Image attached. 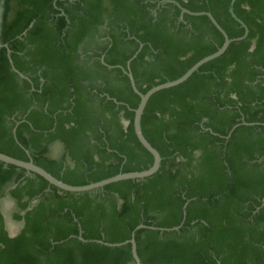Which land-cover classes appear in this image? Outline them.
Masks as SVG:
<instances>
[{
    "label": "trees",
    "instance_id": "obj_1",
    "mask_svg": "<svg viewBox=\"0 0 264 264\" xmlns=\"http://www.w3.org/2000/svg\"><path fill=\"white\" fill-rule=\"evenodd\" d=\"M174 1L237 38L232 7L248 34L149 98L141 128L161 155L153 175L71 193L0 162V201L11 197L24 221L10 237L0 210V264H134L129 243L96 241L125 242L140 224L179 226L135 231L143 264H264V0ZM0 8V152L76 186L153 163L134 132L140 98L127 71L145 93L224 42L207 16L163 0Z\"/></svg>",
    "mask_w": 264,
    "mask_h": 264
},
{
    "label": "water",
    "instance_id": "obj_2",
    "mask_svg": "<svg viewBox=\"0 0 264 264\" xmlns=\"http://www.w3.org/2000/svg\"><path fill=\"white\" fill-rule=\"evenodd\" d=\"M163 2H170L173 4H176L180 9H181V14L183 13H187L189 15H193V16H201V15H205L207 16L210 21L214 24V26L221 32V34L224 37V42L221 45V47L215 51L214 53L207 55L205 57H203L202 59H200L199 61H197L195 64H193L183 75H181L179 78L175 79V80H171V81H166L164 83L155 85L153 87H151L149 90H147L145 93H141L134 82L133 76L131 72L127 71V75L130 79V83L132 86L133 91L139 96L140 100L138 103V106L133 110L134 111V118H133V128H134V132L135 135L138 139V141L141 143V145L152 155L153 157V163L152 165L146 169V170H142V171H134V172H125V173H118L112 177L97 181V182H93L87 185H80V186H76V185H70L67 184L59 179H57L56 177H54L53 175H51L49 172H47L45 169L41 168L40 166L36 165L32 160H28V161H24L18 158H14L12 156H9L5 153H1L0 152V162H3L4 164H10V165H14L18 168H22L26 171L27 174L29 173H33V174H37L39 176H41L42 178H44L46 181H48L49 184L54 185L55 187L67 191V192H71V193H84V192H92V191H96L97 189H100L102 187H104L105 185H108L110 183H114V182H118V181H122V180H127V179H144L146 177H149L151 175H153L160 167L161 164V155L160 153L157 151V149H155L145 138V136L143 135L142 132V128H141V117L144 111V108L149 100V98L156 92L166 89V88H170L173 86H176L182 82H184L188 77H190L192 75L193 72H195L196 70H198V68L203 65L204 63L220 56L221 54L224 53V51L227 49V47L229 46V44L232 41H236V40H241L243 38H245L248 34V28L246 26V24L241 21L233 12L232 7H230V12L232 17L239 22V24L241 25V27L244 28V33L242 36L237 37V38H229L227 33L224 31V29L218 24V22L215 20V18L212 16V14L210 12H206V11H200V12H192L189 11L186 8H183L182 6H180V4L174 0H163ZM234 0L231 1V3H233ZM0 13H1V8H0ZM141 48V45H140ZM139 48V49H140ZM10 52V50H8V53ZM137 53V52H136ZM136 53L133 55V57L136 55ZM132 59V58H131ZM130 60L127 61V66H129ZM10 63L12 64V60L9 57ZM102 63H104L103 59H101ZM112 66H109V68H111ZM12 68L15 72H17L19 74L20 77H25L23 74L19 73L15 67L12 65ZM114 101H116L114 99ZM117 102V101H116ZM124 124L127 125L128 122L124 121ZM252 124V123H250ZM237 125L233 126V128L231 129V131L236 127ZM231 131L228 133V135L226 136L227 138L229 137ZM5 219V218H4ZM22 222V227L24 225V221L21 220ZM21 227V228H22ZM141 228H149V229H153V230H159V231H164V230H177L179 228V226L171 228V229H164V228H157V227H153V226H145V225H138L132 232L131 237L129 240L122 242V243H115V244H110V243H106L104 241L101 240H97L96 242L101 243V244H105L108 246H121L123 244H127L129 243L131 246V253H132V257L134 260V264H143L138 253H137V247H136V242H135V231ZM18 233V232H17ZM17 233H9L10 237L15 236ZM80 240H83L82 237H79Z\"/></svg>",
    "mask_w": 264,
    "mask_h": 264
},
{
    "label": "rangeland",
    "instance_id": "obj_3",
    "mask_svg": "<svg viewBox=\"0 0 264 264\" xmlns=\"http://www.w3.org/2000/svg\"><path fill=\"white\" fill-rule=\"evenodd\" d=\"M60 151L61 149L57 145H55L51 149V153L54 156L60 155ZM0 210L5 218L4 225L7 232L10 234L19 232L22 227V222L21 220L18 221L13 218V213H15L18 210L15 201L11 197L6 195L0 201Z\"/></svg>",
    "mask_w": 264,
    "mask_h": 264
}]
</instances>
